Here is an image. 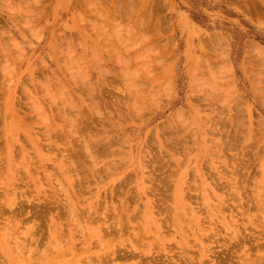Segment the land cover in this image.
<instances>
[{"label":"rangeland","instance_id":"rangeland-1","mask_svg":"<svg viewBox=\"0 0 264 264\" xmlns=\"http://www.w3.org/2000/svg\"><path fill=\"white\" fill-rule=\"evenodd\" d=\"M136 2L0 0V264H264V0Z\"/></svg>","mask_w":264,"mask_h":264},{"label":"bare ground","instance_id":"bare-ground-1","mask_svg":"<svg viewBox=\"0 0 264 264\" xmlns=\"http://www.w3.org/2000/svg\"><path fill=\"white\" fill-rule=\"evenodd\" d=\"M25 1V0H24ZM33 1V0H32ZM80 0H71V2H72V6L73 5H77V3L79 2ZM82 1V0H81ZM103 2H106L107 3V5L108 6H134L135 5V3H137L136 2V0H102ZM225 1V0H224ZM236 1H238V0H236ZM27 2V1H26ZM39 2V1H38ZM86 2V1H85ZM230 2V1H229ZM232 2V1H231ZM102 3V2H101ZM228 3V2H227ZM235 3V2H234ZM233 3V4H234ZM236 3H239V2H236ZM256 3V2H255ZM263 3V2H262ZM27 4V3H26ZM26 4H25V6H26ZM229 4H231V3H229ZM232 4V5H233ZM240 4V3H239ZM98 5H100L99 3H98ZM235 5V4H234ZM238 5V4H237ZM241 5V4H240ZM244 5V4H243ZM255 5V4H254ZM259 5H260V3H259ZM263 5V4H262ZM239 6V5H238ZM255 6H257V5H255ZM245 7V6H244ZM240 8V7H239ZM253 9V8H252ZM258 10V9H257ZM256 10V11H257ZM241 11V10H240ZM242 12V11H241ZM246 12V11H245ZM260 12V11H259ZM263 13H264V11H263ZM245 14V13H244ZM19 30V29H18ZM209 38H210V36H208ZM215 38L216 37H213L212 38V40H211V43L213 42V39H214V42H216L215 41ZM220 38V37H219ZM219 38H218V40H219ZM205 39H207V37L205 38ZM208 40V39H207ZM207 40H205V41H207ZM205 41H202L203 42V44L205 43V46H206V42ZM221 40H219V41H217L216 42V44L213 42L212 44H215V46H217V43L219 42L220 44H222L221 42H220ZM251 42V41H250ZM208 43V42H207ZM210 43V44H211ZM225 43V42H224ZM252 43H254V42H252ZM252 43H250V45L248 46V53H250V55L252 56V55H256L258 58H260V56H262L261 58H263V60H264V55H262V53H260V51L262 50H260L259 49V47L257 46L256 47V45H253ZM209 44V47H208V49L209 48H211V45ZM226 44V43H225ZM249 44V43H248ZM69 45H70V43H69ZM214 46V45H213ZM246 46H247V44H246ZM0 47H1V45H0ZM224 47V46H223ZM203 48V47H202ZM216 49H218L219 48V50H220V47H215ZM256 48H257V50H256ZM214 49V48H213ZM225 49H226V47H225ZM224 49V50H225ZM204 50V49H203ZM227 50V49H226ZM260 50V51H259ZM207 52V51H206ZM217 52H219V51H217ZM257 52H259L260 54H258ZM263 52H264V49H263ZM1 53V52H0ZM252 53V54H251ZM204 54H206V53H204ZM219 54L220 55H222L221 57H226L225 55H224V52L222 51V47H221V50H220V52H219ZM216 55V54H215ZM260 55V56H259ZM217 57L219 56V55H216ZM246 56H247V54H246ZM255 56V57H256ZM220 57V56H219ZM247 57H250V56H247ZM254 57V56H253ZM73 59V58H72ZM97 59V58H96ZM95 58L93 59L92 58V60H96ZM250 59H251V57H250ZM249 59V60H250ZM248 60V61H249ZM94 61H92V62H94ZM260 61H262L261 59H260ZM252 62V61H251ZM263 62L264 61H262V65H263ZM264 66V65H263ZM249 69V68H248ZM61 84H63V83H61ZM62 87H64V84H63V86H61L60 88H62ZM47 90V94H48V96L49 97H51L50 96V94H49V90H48V88H46ZM56 95V94H55ZM30 96V95H29ZM30 97H32V96H30ZM54 98V97H53ZM52 98V99H53ZM176 113V112H175ZM180 112H179V110H178V114H175L176 115V117H178V118H180ZM106 120V119H105ZM109 149V148H108ZM110 152V151H109ZM45 168H43L42 170L46 173V171L44 170ZM65 172H66V174H68V172H69V169H66L65 170ZM48 174V173H47ZM33 242H35V239H34V241ZM14 245H16V243H14L13 244V246ZM24 248V247H23ZM29 250H31V249H29ZM34 250H36V249H34ZM14 251H15V253L17 254V252H18V258L17 257H15L16 255H12L11 254V256L10 257H12V258H15L17 261H19V262H23V263H26V264H38V261L39 260H41L43 257V261H42V263H53V262H60V261H63L64 260V258H65V256H66V251H67V248L66 247H64L62 244H61V241H59V240H57L56 241V239L54 238L53 239V241H52V244H51V246L49 247V249L45 252V254H46V256H48V255H52L53 257H51V256H49L48 257V261H47V259H46V256H44V255H40L39 256V252L37 251V253H38V256L37 257H35L34 256V253L32 252V251H29L28 253H27V255H26V259H25V262H24V257H23V254H25V252L23 251V249H21V248H19L18 246H15V248H14ZM29 259H30V261L32 260L33 262H30L29 261ZM39 264H41L40 263V261H39Z\"/></svg>","mask_w":264,"mask_h":264}]
</instances>
